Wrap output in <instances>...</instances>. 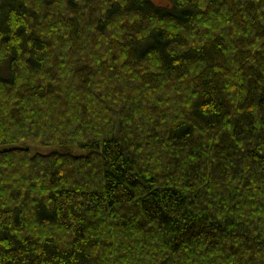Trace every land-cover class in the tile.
I'll use <instances>...</instances> for the list:
<instances>
[{"label": "trees", "instance_id": "16d2710c", "mask_svg": "<svg viewBox=\"0 0 264 264\" xmlns=\"http://www.w3.org/2000/svg\"><path fill=\"white\" fill-rule=\"evenodd\" d=\"M171 1L0 0V264H264V0Z\"/></svg>", "mask_w": 264, "mask_h": 264}, {"label": "rangeland", "instance_id": "374dc122", "mask_svg": "<svg viewBox=\"0 0 264 264\" xmlns=\"http://www.w3.org/2000/svg\"><path fill=\"white\" fill-rule=\"evenodd\" d=\"M157 5H161V6H166V7H170L173 5V2L171 0H153ZM3 64H7L8 65V61H6ZM0 73L3 75H7V66L6 65H0ZM9 76L4 77L8 79ZM12 147H23V148H27L30 149L32 152H46L48 153L50 150H53V147H47V146H42L39 144H35V143H31V142H22V143H18V144H11V145H4V146H0V150L2 149H9Z\"/></svg>", "mask_w": 264, "mask_h": 264}]
</instances>
